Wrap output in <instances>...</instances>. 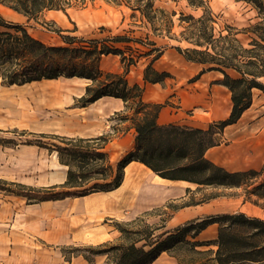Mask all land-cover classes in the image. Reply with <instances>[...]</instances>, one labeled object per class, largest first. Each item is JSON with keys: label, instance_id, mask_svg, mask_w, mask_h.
<instances>
[{"label": "crops", "instance_id": "0c3cea01", "mask_svg": "<svg viewBox=\"0 0 264 264\" xmlns=\"http://www.w3.org/2000/svg\"><path fill=\"white\" fill-rule=\"evenodd\" d=\"M0 7L4 12L9 11V16L29 19L1 3ZM99 25L107 23L99 22ZM109 55L101 58V70L125 73L120 59L105 58ZM146 59L136 60L126 77L129 83L143 86L145 101L162 104L157 117L160 125L207 129L230 115L231 91L217 83L223 74L217 70L200 73L202 68L183 78L189 73L172 70L173 58H159L155 64L157 70L181 78L177 86L168 84L161 88L160 82L145 81L144 73L149 64ZM135 72L138 78L133 77ZM192 77L195 79L190 81ZM261 82L264 84V76ZM89 83L90 80L83 77L60 76L20 85L8 84L0 72V138L16 141L15 144L0 143V179L37 187L66 181L67 165L60 162L58 153L25 143L19 139L22 137L46 133L89 138L107 134L106 146L118 149L119 157L133 148L135 130L131 122L121 116L116 118L119 113H126L121 98L105 95L86 106L78 102ZM115 121L117 125H124L123 130L117 129V135ZM218 135V143L206 150V158L229 172L255 170L258 176L264 175V92L253 88L250 107ZM189 184L197 185L193 189L201 187L186 180L160 177L143 163L131 161L124 168L121 185L108 191L39 202H29L24 196L0 191V264H62L65 249L71 245L101 244L116 239L119 234L113 222L117 217L125 219L120 214L121 208L185 197L187 189H192ZM258 196L252 205L244 201L239 213L264 220V196ZM200 205L197 202L181 207L184 213H189L185 220L203 217L201 212L193 210ZM224 211L216 210V213ZM214 225L208 226L200 236L214 229ZM211 235L215 237L217 233ZM164 252L169 258L166 264H179L175 257Z\"/></svg>", "mask_w": 264, "mask_h": 264}, {"label": "trees", "instance_id": "16d2710c", "mask_svg": "<svg viewBox=\"0 0 264 264\" xmlns=\"http://www.w3.org/2000/svg\"><path fill=\"white\" fill-rule=\"evenodd\" d=\"M244 1L252 4L264 16V0ZM188 2L197 7L204 5V0ZM0 3L29 19L45 10L67 9L63 0H0ZM66 4L70 5L69 2ZM146 6L151 8L152 0H148ZM141 11L147 14L143 9ZM184 17L189 21L193 19L192 15ZM257 28L264 30L260 25L253 28V47L243 48L245 54L238 61L231 54H223L224 58H188L208 65L200 73L206 70L220 71L223 77L217 83L231 91L230 115L212 123L207 129H201L177 124L160 125L157 117L162 104L149 103L143 99V86L129 83L126 77L128 67L125 73H104L100 68L101 57L122 53L120 48L105 45L100 47L96 40L89 42V48L71 47L73 42L68 41L69 45H48L30 34L24 25L6 21L0 15V72L6 83L20 85L60 76L87 78L90 83L78 102L86 106L105 95L121 98L125 102L126 113H119L118 116L129 120L135 130L133 148L126 151L114 167L105 164L107 152L101 145L91 148L68 146L72 141H105L107 134L89 138L35 134V140H26L25 143L55 150L60 162L69 166L66 181L60 185L37 187L0 179V191L24 196L29 202L108 191L121 185L124 168L131 161L143 163L160 177L186 180L198 186L239 187L247 183V176L257 175V171L229 172L206 158L205 152L218 143L216 135L225 126L236 122L250 107L252 89L259 88L264 92V84L259 81L264 76V54L256 52V48L264 51V34ZM208 41H211L210 38ZM196 44L202 46V43ZM134 62L131 60L129 64ZM229 69L235 70L238 75L232 76ZM169 75V72L154 70L149 63L144 79L156 83ZM44 138H57L65 145H52L44 141ZM0 143L15 144L16 141L0 138ZM88 184L91 186H87ZM10 185H14L16 189L10 188ZM194 203L197 202L189 201L182 207ZM134 223L135 220L128 221L126 224L129 227H126L116 222V227L121 232L120 241L102 243L94 250L96 254L106 255L105 261L100 264H150L163 251L175 257L179 264H264V246L231 229L233 225H248L256 230L255 234L264 233V220L258 217H250L245 213L215 214L188 220L175 228L147 222L133 226ZM211 224L218 225L217 235L201 238L202 231Z\"/></svg>", "mask_w": 264, "mask_h": 264}, {"label": "rangeland", "instance_id": "374dc122", "mask_svg": "<svg viewBox=\"0 0 264 264\" xmlns=\"http://www.w3.org/2000/svg\"><path fill=\"white\" fill-rule=\"evenodd\" d=\"M147 1L63 0V5L67 8V11L63 9L46 10L35 18H31V20H27L25 17L14 18L9 16L7 15L9 13L4 12L1 7L0 15L6 21L20 22L30 34L48 45H69L68 42H73L70 45L71 47L89 48V42L96 40L100 47L105 45L120 48L122 53L110 54L105 58H119L125 70L127 67L130 69L129 67L135 65V62L129 64L131 60L136 61L139 58H147L146 60L151 63L152 68L157 70L155 64H157L159 58H173L172 70L189 73L183 78L190 76L193 70L197 71L208 67V65L188 58H224L223 54H231L235 61H238L241 55L245 54L243 48L253 47L251 45V41L255 37L253 28L257 25L264 27V16L252 4L244 0H204V5L198 7L190 5L188 0H152L151 8L146 6ZM66 2H69L70 5ZM141 9L147 14H143ZM187 15H192L193 19L186 20L184 16ZM99 22H106L107 25L100 26ZM259 32L264 34L262 29H259ZM117 38H120V40L117 41ZM208 38L211 41H208ZM197 42L202 43V46L197 45ZM256 52L264 54V51L259 48H256ZM144 63L143 60L142 64ZM217 72L222 74L220 71ZM228 72L232 76L238 75L233 69H229ZM138 75V72H135L133 77L138 78ZM194 79L192 77L190 81ZM180 80L181 78L175 75L172 76L170 73L160 82L162 83L160 86L161 88L169 85L172 87L177 86ZM259 81H261V78H259ZM116 118L120 119V116L117 115ZM117 122H114L115 135H117V129L121 131L124 128L123 124L117 125ZM216 137L218 140L219 135L217 134ZM19 139L26 141L35 140L36 138L22 137ZM43 140L52 145H65L63 141L57 138H44ZM107 142L108 138L105 141H72L69 142L68 146H87L91 148L101 145L103 150L107 152L105 164L114 167L124 153L119 157L118 149L115 150L106 146ZM68 169L69 166H67ZM247 178V183L239 187L201 186L193 189L197 185L189 184L193 188L186 191L185 197L158 200L148 205L126 206L121 208L123 210L120 211L125 219L117 217L113 223L116 225V222H120L129 227L126 222L135 220L133 226L147 222L152 225H166L169 228H175L187 221L185 219H187L189 213L186 211L184 213L181 207L189 201L200 202L201 205L193 210H196L199 214L201 212L203 217L206 215L228 214L230 211L239 213L244 201H248L246 204L252 205L258 199V195L264 196V175L250 174ZM89 184L87 186L90 187ZM9 187L16 189L14 185ZM71 190L79 189L71 188ZM169 204L171 205L168 206ZM216 210H226L228 212L216 213ZM213 228L200 237L205 238L212 236L211 234L216 235L218 225L215 224ZM231 229L264 246V233L255 234L256 230L251 226L233 225ZM117 234L119 236L109 242H119L121 232L118 230ZM99 245L78 244L69 246L65 250V258L62 264L103 263L106 255H99L94 252ZM155 260L150 264H166L169 258L166 257L164 252Z\"/></svg>", "mask_w": 264, "mask_h": 264}, {"label": "bare ground", "instance_id": "6f19581e", "mask_svg": "<svg viewBox=\"0 0 264 264\" xmlns=\"http://www.w3.org/2000/svg\"><path fill=\"white\" fill-rule=\"evenodd\" d=\"M10 11H11V10H10ZM5 12L8 13L9 11L7 12V11L5 10ZM57 16H58V15H57Z\"/></svg>", "mask_w": 264, "mask_h": 264}]
</instances>
